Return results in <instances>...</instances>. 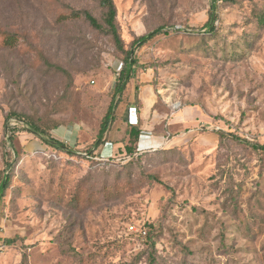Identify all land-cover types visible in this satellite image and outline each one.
Wrapping results in <instances>:
<instances>
[{"label":"rangeland","instance_id":"rangeland-1","mask_svg":"<svg viewBox=\"0 0 264 264\" xmlns=\"http://www.w3.org/2000/svg\"><path fill=\"white\" fill-rule=\"evenodd\" d=\"M112 2L123 51L163 33L92 149L125 57L76 15L98 0H0V264H264V0L218 2L213 33L212 0ZM143 89L160 144L126 155Z\"/></svg>","mask_w":264,"mask_h":264},{"label":"trees","instance_id":"trees-1","mask_svg":"<svg viewBox=\"0 0 264 264\" xmlns=\"http://www.w3.org/2000/svg\"><path fill=\"white\" fill-rule=\"evenodd\" d=\"M236 1L238 0H212V9L214 11L210 13L209 21L204 25V29H206V32L208 33L214 32V15H215L214 12H215V9L217 8V3L218 2L234 3ZM98 3L100 7L104 10V17H103L102 24L98 23L97 20L90 13L86 11L81 12L76 15H79L82 18H84V20H86L88 24L90 25V27H92L93 29H96V30L105 29V31L111 36V39L113 40V43L115 44V46L120 51H123L122 41L118 34V28L115 23L116 11H115V7H114L112 0H98ZM197 32L200 33L201 29L198 30ZM160 33H163L162 27L153 30L152 32L148 33L145 36L137 37L131 42L130 50L123 51L125 54V57L123 59V64L114 80L111 101L101 120L97 138H96V141L92 145V149H96L103 142V138L108 130V126L111 123H114V110L116 109L118 98H120L128 82L132 78H134L136 70L139 68L135 55H134L135 50L138 48H141L144 44H146L148 41H150L151 39H153L155 36H157ZM116 98H117V101H116ZM6 120H9V116L6 117ZM28 130L29 132L39 137L43 142L50 145L51 147L55 149L64 148L60 142L52 138H49L46 135V133L40 130L35 124L29 123ZM140 133H141V130L139 129L138 126H127L126 127L124 135L127 141L125 142L123 146V150L126 155H132L135 152L136 143L139 139ZM253 148L257 150H264V145L263 146H253ZM92 149L89 150V153L92 152ZM7 183H8V178L7 176H4L3 179L0 181V200L4 196V191L7 187ZM12 242H13L12 240L4 241V243L7 245H10Z\"/></svg>","mask_w":264,"mask_h":264},{"label":"crops","instance_id":"crops-1","mask_svg":"<svg viewBox=\"0 0 264 264\" xmlns=\"http://www.w3.org/2000/svg\"><path fill=\"white\" fill-rule=\"evenodd\" d=\"M149 93L150 91L148 89H143L139 91V94H138V98L142 99L143 103L145 104L143 106V109H141L139 113L137 112L138 124L140 123L139 129L141 130V133L139 135V143L141 147H150L152 145L156 146L160 144V140L149 135L148 123L144 121V119H146V117H148L149 115L151 104H152L151 102H148V101L144 102L145 101L144 96H146Z\"/></svg>","mask_w":264,"mask_h":264},{"label":"built area","instance_id":"built-area-1","mask_svg":"<svg viewBox=\"0 0 264 264\" xmlns=\"http://www.w3.org/2000/svg\"><path fill=\"white\" fill-rule=\"evenodd\" d=\"M131 115L134 116V118L132 119L131 118ZM136 115V117H135ZM128 124L131 125V126H136L138 124V118H137V110L136 108H130L129 109V115H128ZM130 231H135L132 227L129 228ZM141 234L145 235L146 232L145 231H141L140 232Z\"/></svg>","mask_w":264,"mask_h":264}]
</instances>
